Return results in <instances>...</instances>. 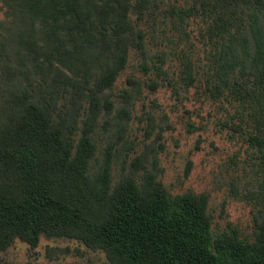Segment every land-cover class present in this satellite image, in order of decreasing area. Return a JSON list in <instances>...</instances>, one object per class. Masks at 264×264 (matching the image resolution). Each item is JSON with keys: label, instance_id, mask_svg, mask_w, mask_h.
Instances as JSON below:
<instances>
[{"label": "trees", "instance_id": "obj_1", "mask_svg": "<svg viewBox=\"0 0 264 264\" xmlns=\"http://www.w3.org/2000/svg\"><path fill=\"white\" fill-rule=\"evenodd\" d=\"M5 1L13 27L0 35V251L17 239L36 247L43 237L70 238L110 264H264V0H190L168 10L180 22L200 19L207 90L235 105L229 126L252 152L253 188L232 191L262 213L248 234L238 224L216 228L208 192L171 193L141 155L114 184L113 139L97 156L99 119L122 130L131 117L133 92H121L116 113L107 92L132 49L146 55L149 0ZM180 69L186 86L197 80L191 56ZM67 85L86 100L82 118L77 107L55 110Z\"/></svg>", "mask_w": 264, "mask_h": 264}, {"label": "rangeland", "instance_id": "obj_2", "mask_svg": "<svg viewBox=\"0 0 264 264\" xmlns=\"http://www.w3.org/2000/svg\"><path fill=\"white\" fill-rule=\"evenodd\" d=\"M137 1L133 0V4ZM170 6L188 8L190 0L146 3L144 21L147 15L151 17L146 24V55L142 57L132 49L127 68L107 92L115 101L114 113L124 105L121 92L125 88L133 92L129 104L131 117L125 120L122 130L117 125L106 124L105 115L99 119L94 134L97 156L102 158L106 143L113 139L116 145L114 184L129 171L136 156L141 155L142 167L156 171L171 193L208 192L209 210L216 228L238 224L248 234L254 218L262 213L252 200L238 199L232 191L236 184L245 194L253 188L256 169L252 152L244 138L229 126L235 105L225 98L212 97L207 90L206 46L200 19L180 22L177 16L168 14ZM12 13L7 2L0 0V35L7 38L8 26L13 27ZM136 16L132 14L134 20ZM186 55L191 56L196 74L198 71L197 80L189 86L180 78L181 61ZM15 63L12 62L16 66ZM160 65L162 71L157 69ZM12 82L5 80L2 88L9 90ZM56 95L58 113L66 115L77 107L80 118L84 117L86 100L78 99L70 85ZM102 113L105 114L104 109ZM81 125L82 119H79L78 127ZM0 264L110 262L105 252L90 249L79 240L43 237L36 247L17 239L7 250L0 251Z\"/></svg>", "mask_w": 264, "mask_h": 264}]
</instances>
